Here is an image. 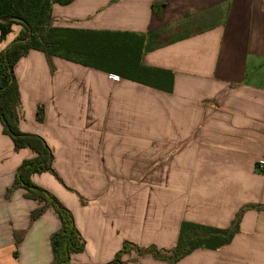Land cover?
I'll return each mask as SVG.
<instances>
[{
    "label": "crops",
    "instance_id": "1",
    "mask_svg": "<svg viewBox=\"0 0 264 264\" xmlns=\"http://www.w3.org/2000/svg\"><path fill=\"white\" fill-rule=\"evenodd\" d=\"M51 26L142 34V64L174 77L168 93L63 58L50 63L38 50L14 66L19 128L54 157L53 173L32 182L72 213L85 243L70 264H107L126 242L171 250L183 222L227 229L243 208L230 244L176 264H264V0H74L53 6ZM20 31L13 26L0 52ZM34 156L15 151L0 122V264L54 260V208L31 221L41 202L22 189L5 197ZM122 261L170 264L135 251Z\"/></svg>",
    "mask_w": 264,
    "mask_h": 264
},
{
    "label": "trees",
    "instance_id": "2",
    "mask_svg": "<svg viewBox=\"0 0 264 264\" xmlns=\"http://www.w3.org/2000/svg\"><path fill=\"white\" fill-rule=\"evenodd\" d=\"M74 0H0V41L21 27L18 37L0 52V122L3 133L10 137L15 151L30 149L35 153L17 169L13 185L6 191V199L22 189L28 200L39 201L40 207L31 213V221L42 216L49 207L58 214L61 226L51 237L54 260L52 264H70L73 254L84 251L85 243L76 230L72 213L56 197L32 182L33 174L53 173V154L46 141L38 135L23 133L19 128L20 91L14 66L30 50L116 75L122 79L172 92L174 77L170 71L145 67L142 57L146 36L128 32L59 29L51 26L55 4L68 5ZM38 121L43 120V109L38 108ZM250 208V207H248ZM241 209L232 225L219 229L191 222H183L176 246L171 250L155 247L140 248L126 242L116 257L107 264H124L122 257L135 251L139 256L151 254L155 259L176 264L198 249L217 250L227 246L239 232ZM21 238H16V245ZM16 255V253H15Z\"/></svg>",
    "mask_w": 264,
    "mask_h": 264
},
{
    "label": "built area",
    "instance_id": "3",
    "mask_svg": "<svg viewBox=\"0 0 264 264\" xmlns=\"http://www.w3.org/2000/svg\"><path fill=\"white\" fill-rule=\"evenodd\" d=\"M114 78H115V79H118V77H114ZM257 169H258L259 171L263 172V171H264V162L259 163V164L257 165Z\"/></svg>",
    "mask_w": 264,
    "mask_h": 264
}]
</instances>
